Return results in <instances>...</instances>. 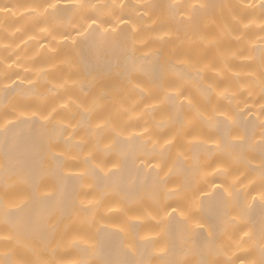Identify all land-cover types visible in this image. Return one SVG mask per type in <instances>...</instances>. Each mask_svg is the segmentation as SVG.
I'll return each instance as SVG.
<instances>
[{"label": "bare ground", "instance_id": "1", "mask_svg": "<svg viewBox=\"0 0 264 264\" xmlns=\"http://www.w3.org/2000/svg\"><path fill=\"white\" fill-rule=\"evenodd\" d=\"M80 2L0 0V260L260 264L264 0Z\"/></svg>", "mask_w": 264, "mask_h": 264}, {"label": "snow or ice", "instance_id": "2", "mask_svg": "<svg viewBox=\"0 0 264 264\" xmlns=\"http://www.w3.org/2000/svg\"><path fill=\"white\" fill-rule=\"evenodd\" d=\"M74 6L76 8H83L86 7V5L82 4L80 2V0H73ZM177 6V5H174ZM49 7H55V5H49ZM95 7V6H93ZM190 7L195 10L197 7L203 8L204 5L200 4V5H190ZM90 19V24L88 25V29L85 30L84 36L85 39L87 40L89 37H92L93 35H95V37H99V39H94L93 43L97 52V55L99 56V54L102 52L104 45H105V41H106V35L96 31L95 29L92 28L93 25H96V28H99V24L97 23V20L95 18L89 17ZM183 96V92L177 88L176 92L174 95L169 96L168 98L175 101V100H179L181 99ZM10 124H14V121H9ZM6 130V129H5ZM261 148H262V156H264V139L261 140ZM262 175H264V166H262ZM262 189H264V185H262ZM262 197H264V191L261 192ZM173 212H175V209L172 210ZM15 217V213L12 211H6L5 212V222L6 223H11L13 227H17L18 226V222H14L13 218ZM245 235H247V233H245ZM0 239H4V240H8L11 239L10 236H0ZM262 251H264V249H262ZM0 264H12L11 261H6V260H0ZM79 264H88V261L86 260H81L79 262ZM102 264H141V262H134L131 260H121V261H117V262H111V261H104L102 262ZM241 264H243V261L241 262ZM260 264H264V256H262V259L260 261Z\"/></svg>", "mask_w": 264, "mask_h": 264}]
</instances>
